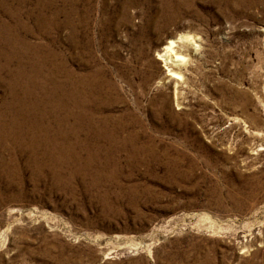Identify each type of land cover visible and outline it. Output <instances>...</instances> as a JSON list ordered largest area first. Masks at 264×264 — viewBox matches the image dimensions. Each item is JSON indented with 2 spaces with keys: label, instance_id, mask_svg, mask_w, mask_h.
<instances>
[{
  "label": "rangeland",
  "instance_id": "rangeland-1",
  "mask_svg": "<svg viewBox=\"0 0 264 264\" xmlns=\"http://www.w3.org/2000/svg\"><path fill=\"white\" fill-rule=\"evenodd\" d=\"M0 264H264V0H0Z\"/></svg>",
  "mask_w": 264,
  "mask_h": 264
},
{
  "label": "bare ground",
  "instance_id": "bare-ground-1",
  "mask_svg": "<svg viewBox=\"0 0 264 264\" xmlns=\"http://www.w3.org/2000/svg\"><path fill=\"white\" fill-rule=\"evenodd\" d=\"M180 38L185 40L186 42L188 41L189 43H192L195 49L197 48L198 44L196 43L195 38L193 36L183 35ZM180 38L178 40H181ZM178 40L177 39L169 40V42L164 46L163 52L160 53L161 56H159V58L164 60L165 64L178 62V61H181L182 59H184V56L180 54L178 49H176V43H178ZM169 75L178 76L179 72L175 71L172 68V69H169Z\"/></svg>",
  "mask_w": 264,
  "mask_h": 264
}]
</instances>
